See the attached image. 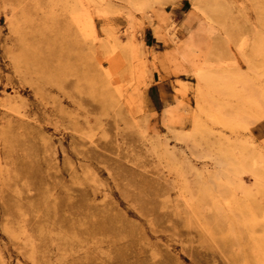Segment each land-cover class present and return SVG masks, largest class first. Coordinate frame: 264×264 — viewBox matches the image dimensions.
Returning a JSON list of instances; mask_svg holds the SVG:
<instances>
[{
  "label": "rangeland",
  "instance_id": "rangeland-1",
  "mask_svg": "<svg viewBox=\"0 0 264 264\" xmlns=\"http://www.w3.org/2000/svg\"><path fill=\"white\" fill-rule=\"evenodd\" d=\"M0 264H264V0H0Z\"/></svg>",
  "mask_w": 264,
  "mask_h": 264
},
{
  "label": "bare ground",
  "instance_id": "bare-ground-1",
  "mask_svg": "<svg viewBox=\"0 0 264 264\" xmlns=\"http://www.w3.org/2000/svg\"><path fill=\"white\" fill-rule=\"evenodd\" d=\"M148 190H149L148 187H141L140 188V194L138 195L137 199L142 203V205H143V203L144 204H151V203H149V200L145 201V199H149V197H150Z\"/></svg>",
  "mask_w": 264,
  "mask_h": 264
}]
</instances>
